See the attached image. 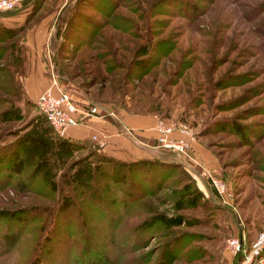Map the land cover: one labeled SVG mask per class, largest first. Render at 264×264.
Returning <instances> with one entry per match:
<instances>
[{
    "label": "rangeland",
    "instance_id": "obj_1",
    "mask_svg": "<svg viewBox=\"0 0 264 264\" xmlns=\"http://www.w3.org/2000/svg\"><path fill=\"white\" fill-rule=\"evenodd\" d=\"M28 13L0 18L16 31L6 42L12 57L0 61V147L15 145L23 160L15 188L0 193V212L7 221L23 209L31 233L0 264H27L33 248L36 264H237L227 240L248 251L264 232V0H36ZM33 39L46 54L47 86L56 77L75 100L101 108L98 116L108 109L187 127L201 154L193 150L197 180L156 138L151 160L171 165L159 162L144 194L119 191L109 207L80 186L71 196L79 212L60 214V199L81 185L76 163L98 162L89 155L99 151L81 140L84 150L59 156L65 164L29 145L47 127L25 90ZM208 174L226 182L230 206Z\"/></svg>",
    "mask_w": 264,
    "mask_h": 264
},
{
    "label": "trees",
    "instance_id": "obj_2",
    "mask_svg": "<svg viewBox=\"0 0 264 264\" xmlns=\"http://www.w3.org/2000/svg\"><path fill=\"white\" fill-rule=\"evenodd\" d=\"M29 3L31 7L34 8L36 0H22L23 6ZM18 11L19 9L9 11L7 13H0V18L7 15H15ZM29 21L30 20L27 22ZM15 32V30L7 29L0 25V61L3 60L9 51V55L12 57L15 47L13 44H7L6 42L9 38L15 35ZM3 91L5 94H10L7 89H3ZM9 114L10 111L7 112V115ZM3 115H6L5 111L3 112ZM40 124L42 123L40 122L39 125ZM39 129L41 131L40 127L36 128V131H39ZM41 132L43 133H34V135L30 137L28 141L29 145L37 148L44 157L52 155L53 157L57 158L56 160H58L61 159L59 156L68 157L75 151L84 150L87 146L82 142H76L57 136L48 124L47 127H42ZM18 144L20 143H17V145ZM14 146L15 145H6L0 147V193L9 188H15V183L13 181L16 172L15 167L16 165H21L23 162V160H21L22 151H18V149L14 148ZM20 146H22V144H20ZM94 151L97 152V150ZM98 154L99 156L92 153L91 151L89 155V157L95 156L98 159V162L96 163L82 165L84 161L81 160L76 163V165L80 164L78 169L71 167V170L74 169L72 177L76 179L77 183L81 185H73L72 189L67 190L70 195H65L62 197V199H60V202H58V211L60 214L66 212L73 213L76 210L77 204L73 201V199H71V196L77 192V189L80 188V186L82 189H84V191H90L94 195L96 194L94 197L97 198V202H103V204L107 202L109 204L108 206L110 207V205L113 204V197L115 198L117 192L119 191H124L125 193L127 192L126 194H129L128 192H130L131 195V190L128 191V189L132 187V190H135L136 194L138 193L137 196L140 197L142 194H144V192H146L145 190H141L147 189L146 184L150 181L147 179H150V177L151 181H155L157 179L156 174L161 167L159 164L164 162L166 163L165 165H171L164 160H161L160 162L154 159H139L134 162H126L108 157L99 152ZM62 161L65 162V164L67 162L66 159ZM68 168H70V166ZM177 168L179 170L182 169L181 167ZM79 194H83V191H81ZM129 197L130 196L128 195L127 198ZM17 212L18 213L10 214L12 215V218H8V220L11 221L10 223L8 220H3L5 216H7L5 215L6 213L0 212V232L2 231L1 222H5V225H3L4 231L7 230L5 236L3 235V232L0 234V258L10 254L20 244L24 233H31H26L28 230L26 229V224L23 223V209ZM36 221L37 219L34 220V222ZM18 222H21L19 228H17L18 224H16ZM47 240L48 239H45V242H43L42 246L46 245ZM37 246H39V243H36L35 248H37ZM36 250L34 248L31 250V259H29L27 264H36ZM236 257L238 264L241 258V253H239Z\"/></svg>",
    "mask_w": 264,
    "mask_h": 264
},
{
    "label": "built area",
    "instance_id": "obj_3",
    "mask_svg": "<svg viewBox=\"0 0 264 264\" xmlns=\"http://www.w3.org/2000/svg\"><path fill=\"white\" fill-rule=\"evenodd\" d=\"M20 2L21 0H0V13L15 10ZM36 103L40 115L53 132L62 138L69 128L84 126L87 121L99 114L97 106L86 103L80 105L76 102L72 94L64 90L54 76L50 84L41 91ZM155 131L158 147L182 157L187 164L184 167L185 172L197 180L196 174L192 171L193 166H196L197 163L188 128L185 126L176 127L159 120L156 122ZM128 137L132 138L130 135ZM92 140L99 149L103 147L101 139L93 136ZM207 178L215 197L222 206H230L232 195L226 182L216 175L208 174ZM227 250L234 257L241 253L238 264H264V232L258 235L248 251L244 249L241 239L234 238L227 240Z\"/></svg>",
    "mask_w": 264,
    "mask_h": 264
},
{
    "label": "crops",
    "instance_id": "obj_4",
    "mask_svg": "<svg viewBox=\"0 0 264 264\" xmlns=\"http://www.w3.org/2000/svg\"><path fill=\"white\" fill-rule=\"evenodd\" d=\"M30 8H32L30 3L23 6L21 0V2L18 4V7L16 8L19 9L17 14L7 15V18H2L11 20L16 17L18 18L20 16H26ZM26 44L28 49L31 50V55L33 59H35V64H32L29 71L30 75L25 79V90L29 96L32 94L38 98L41 91L47 86L43 75L45 72V65L42 63L40 58L46 54L44 53V49L41 47L42 43L39 45V43H35L33 39V41L28 40ZM87 99L88 98L85 97V99L81 101L74 100L80 105L87 102L96 105ZM99 109L102 110L101 108ZM103 110H106L105 112L108 114V116H95L87 121L86 125L84 126L69 128L63 138L76 142H81V140H88L89 142L93 136H96L104 142V146L101 147V149H99L97 145L93 143L95 149H98L97 151L108 157L126 162H134L139 159H151L153 153L156 152L157 155L159 154L158 151H155L156 147L154 145H150V142H155L154 140L156 139V133L154 131L155 119L153 117L130 115L120 112V116H118L119 118L115 115L114 117L117 119H113L114 117L109 116V114L112 112L107 111L108 109ZM118 114L119 113H117V115ZM127 131L134 135L135 139L133 141L131 138L126 137V134H128ZM196 146L197 144L195 143L193 150H197V152H199L200 150L197 149ZM199 155H201L200 152Z\"/></svg>",
    "mask_w": 264,
    "mask_h": 264
},
{
    "label": "water",
    "instance_id": "obj_5",
    "mask_svg": "<svg viewBox=\"0 0 264 264\" xmlns=\"http://www.w3.org/2000/svg\"><path fill=\"white\" fill-rule=\"evenodd\" d=\"M121 127V126H120ZM122 128V127H121Z\"/></svg>",
    "mask_w": 264,
    "mask_h": 264
}]
</instances>
